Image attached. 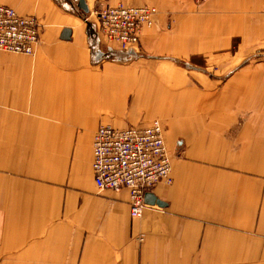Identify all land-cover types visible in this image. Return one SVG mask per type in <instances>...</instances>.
I'll use <instances>...</instances> for the list:
<instances>
[{
    "label": "crops",
    "instance_id": "obj_1",
    "mask_svg": "<svg viewBox=\"0 0 264 264\" xmlns=\"http://www.w3.org/2000/svg\"><path fill=\"white\" fill-rule=\"evenodd\" d=\"M85 2L157 13L103 51L77 0H0L42 23L33 55L0 51V264H264L262 90L231 65L264 58V0ZM154 120L172 182L133 217L127 190L96 189L92 139Z\"/></svg>",
    "mask_w": 264,
    "mask_h": 264
},
{
    "label": "built area",
    "instance_id": "obj_2",
    "mask_svg": "<svg viewBox=\"0 0 264 264\" xmlns=\"http://www.w3.org/2000/svg\"><path fill=\"white\" fill-rule=\"evenodd\" d=\"M192 1L200 5L207 0ZM156 13V7L149 4L101 2L88 10L84 21L94 24L100 43L128 51L138 45L142 31L152 26ZM41 29L42 23L34 16L20 15L0 4V51L33 55L40 43ZM91 166L98 191H128L133 217H140L148 206L145 193L152 192L159 183L172 182L171 156L157 120L145 127H98L92 139Z\"/></svg>",
    "mask_w": 264,
    "mask_h": 264
},
{
    "label": "rangeland",
    "instance_id": "obj_3",
    "mask_svg": "<svg viewBox=\"0 0 264 264\" xmlns=\"http://www.w3.org/2000/svg\"><path fill=\"white\" fill-rule=\"evenodd\" d=\"M74 8H76V6L74 5ZM93 8V7H92ZM92 33V32H91ZM106 45L104 43H100L99 47L101 50L106 51ZM116 46V45H114ZM116 52V51H115ZM115 52H111L113 57L115 58L117 55H115ZM126 57H129L128 55H126ZM198 62H200V65H205L203 64V62L200 59H197ZM244 61H240L239 64H231L232 67H241L243 71H241L239 73V76H242L244 78L247 77H255L256 80V88H260L259 90L261 91V98L258 99L260 101V105L258 106V108L264 109V64H260V62H264V58H253L250 61H246L244 64ZM181 66H186V67H190L192 68V64H179ZM212 64H209L208 69H204V71H206L208 74H210V77H214L217 75H221V76H225L226 73L228 72V68H226V65H230V64H216L213 67H211ZM218 66V67H217ZM257 79H258V83L260 82V84H257ZM181 150L178 149L177 150V154H179Z\"/></svg>",
    "mask_w": 264,
    "mask_h": 264
},
{
    "label": "water",
    "instance_id": "obj_4",
    "mask_svg": "<svg viewBox=\"0 0 264 264\" xmlns=\"http://www.w3.org/2000/svg\"><path fill=\"white\" fill-rule=\"evenodd\" d=\"M77 8L79 10H81L82 12L84 13H87L88 12V7H87V4L85 2V0H77V4H76ZM69 36H70V29L69 28H64L62 30V33H61V38L62 39H69ZM96 43L94 42L93 43V46L95 47ZM103 56V52L99 49H97L95 52H94V57L93 59L95 61H98L102 58ZM144 202L148 205H157L159 207H163L165 206L166 204L161 201L160 199H158L152 192H147L145 193L144 195Z\"/></svg>",
    "mask_w": 264,
    "mask_h": 264
},
{
    "label": "trees",
    "instance_id": "obj_5",
    "mask_svg": "<svg viewBox=\"0 0 264 264\" xmlns=\"http://www.w3.org/2000/svg\"><path fill=\"white\" fill-rule=\"evenodd\" d=\"M88 38H89V40H90V47H91V49L94 51V46L92 45V40H91L92 38H91L89 32H88ZM108 57H113L112 53H109V54H108Z\"/></svg>",
    "mask_w": 264,
    "mask_h": 264
}]
</instances>
